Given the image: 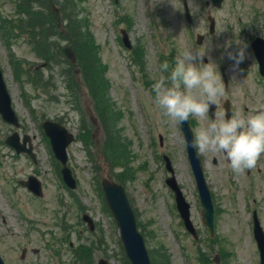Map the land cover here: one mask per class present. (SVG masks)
Segmentation results:
<instances>
[{
  "label": "rangeland",
  "instance_id": "1",
  "mask_svg": "<svg viewBox=\"0 0 264 264\" xmlns=\"http://www.w3.org/2000/svg\"><path fill=\"white\" fill-rule=\"evenodd\" d=\"M206 1L188 0L193 18L190 23L183 0H79V16L87 18L99 45L111 103L123 113L116 124L117 135L121 142L129 143L135 172L125 187L148 248L163 262L168 258V263L160 264H206L199 258L200 253L211 259L209 264H260L250 226L254 207L260 208L264 217L257 176L248 177L246 169L234 177L229 174L221 178L220 173L213 176L220 212L212 237L201 221V205L180 123L165 117L153 103V84L162 75L160 64L168 61L174 65L183 48L194 46L195 51L207 44L204 63L209 59L217 65L224 62L232 71L224 96L216 102L218 107L222 108L229 98L237 110L244 105L264 109V82L243 79L240 67L235 62L230 64L227 51H219L233 35L230 28H238L246 21L243 16L248 11L264 12V0H226L219 9L206 5ZM208 14L221 19L212 36ZM21 17L25 19L26 14L19 11V0H0V66L21 122L17 128L0 115L2 257L6 264H79L81 252L77 254L75 248L95 242L94 264L100 258L108 259L110 264H127L119 229L101 188V180L111 165L102 154V125L92 119L98 116L96 104L85 88H77L75 93L68 88L67 60L40 66L46 60L29 43L27 34L6 33L2 19L14 24ZM121 28L128 31L132 49L124 45ZM197 33L206 36L200 46L195 41ZM67 43L69 39L61 37L60 46ZM137 47L143 52L141 64L134 57ZM222 53L226 57L219 60L217 56ZM38 67L45 88L36 87L32 81ZM190 118L196 121V131L209 121L208 116ZM46 119L63 123L77 137L83 125L87 129L98 128L91 142L77 138L68 148V164L77 179V189H69L62 179L61 163L42 128ZM15 130L35 136L37 162L24 153L17 154L6 143V137ZM164 154L170 157L176 179L191 205V217L200 233L198 241L185 229L176 208L174 193L166 182L171 174ZM29 174L42 181L43 196H36L19 183ZM250 180L254 182V195L248 187ZM253 197L258 199L256 204ZM84 214L91 218L93 228L83 219ZM216 253L223 255L219 263L214 261Z\"/></svg>",
  "mask_w": 264,
  "mask_h": 264
},
{
  "label": "trees",
  "instance_id": "2",
  "mask_svg": "<svg viewBox=\"0 0 264 264\" xmlns=\"http://www.w3.org/2000/svg\"><path fill=\"white\" fill-rule=\"evenodd\" d=\"M53 3L60 7V13H53ZM79 0H19V11L26 14V18H19L12 24L8 19L2 20V27L6 28V33L19 31L29 37V42L35 47L37 53L47 61L61 63L63 57L59 52L60 39L68 38L78 53L79 64L82 68V77L87 88L95 100L96 111L104 122L105 140L102 147L103 155L111 165L113 176L123 184L135 177L134 169L131 166V156L128 150L129 143L121 142L117 135L116 124L122 118L123 113L114 109L109 96L110 84L105 77L106 67L99 55V45L93 33L89 29L86 17L79 16ZM59 19L64 26L59 25ZM62 28L63 31H62ZM14 34V33H13ZM138 60L143 57L140 48H135ZM20 62L17 63L19 73ZM74 65L69 63V83L68 87L72 92H76L79 87L75 75L72 72ZM37 74L32 77L36 87H43V74ZM20 75V73H19ZM80 138L86 142L92 141V133L85 125L81 128ZM120 168V171L116 169ZM70 237V235H68ZM96 246L95 242L91 244L82 243L75 248L80 251L78 254L79 264H94L93 253ZM155 252V251H154ZM153 254L154 264L167 263V257L164 262L155 252ZM128 262V261H127ZM127 264H130L129 262Z\"/></svg>",
  "mask_w": 264,
  "mask_h": 264
},
{
  "label": "clouds",
  "instance_id": "3",
  "mask_svg": "<svg viewBox=\"0 0 264 264\" xmlns=\"http://www.w3.org/2000/svg\"><path fill=\"white\" fill-rule=\"evenodd\" d=\"M206 48L207 44L195 51L194 46L185 47L177 53L174 65L164 61L159 66L162 75L153 84V103L176 123L190 117H207L210 105L225 94L226 86L218 65L211 59L207 63L203 61ZM245 48L246 45L236 53H229V59L236 65L241 63ZM191 147L201 153L222 154L235 173L252 169L264 154V111L230 118L221 112L197 131Z\"/></svg>",
  "mask_w": 264,
  "mask_h": 264
},
{
  "label": "water",
  "instance_id": "4",
  "mask_svg": "<svg viewBox=\"0 0 264 264\" xmlns=\"http://www.w3.org/2000/svg\"><path fill=\"white\" fill-rule=\"evenodd\" d=\"M218 6L221 5L222 0H213ZM187 15L190 17V12L187 3L185 4ZM56 13L59 12V8L54 7ZM214 22V19H212ZM213 28V24H212ZM123 33V40L131 47L129 34L125 29L121 30ZM203 36H198V42L202 41ZM60 52L71 60L73 63H78L77 53L71 45H66L60 48ZM261 52H264V47L261 48ZM75 72L80 73V68L77 67ZM226 107H229V104L226 103ZM216 105H210V113H214ZM0 114L3 119L7 122L20 126L19 118L13 108L12 98L8 91L3 71L0 67ZM43 127L46 130V133L50 136L51 142L55 151L56 156L61 161L63 165L62 173L63 178L66 183L71 188L77 187V181L73 176L72 169L68 166V152L67 147L75 139L73 133L61 125L58 122L46 120L43 123ZM181 129L183 131L188 157L190 159L194 174L196 176L197 183L200 188V198L204 205L203 217L206 223L213 228V202L211 198V193L207 185L206 179L204 177L202 162L198 154V150L191 147L192 142L194 141V135L190 127L189 119L181 123ZM7 143L13 146L18 153L28 152L33 159L36 161V154L33 152V146L31 143V137L28 134L24 135L23 143L20 141L19 132L15 131L13 134L8 136L6 139ZM30 142V146L27 147V142ZM167 166L171 169L170 160L166 156ZM167 181L172 186L176 194V200L180 213L184 219L187 229L194 233L197 236L195 227L190 219V205L186 201L182 190L178 186L174 177L168 178ZM23 185H26L29 189L35 192L38 195L43 194L42 183L35 176H29L28 180L20 181ZM102 187L106 196L107 203L116 219L117 225L120 230L121 240L126 251L127 257L131 260L132 264H152L149 252L146 247L145 239L143 235L138 231L136 223V215L134 213L133 207L128 199L125 187L123 184H120L112 179L110 174L104 177L102 181ZM84 218L90 223V227L93 228V222L88 215H85ZM255 232L257 239L260 243L262 257L264 259V232L260 227L258 220L255 222ZM0 264H5L1 254H0ZM99 264H109L106 259H101Z\"/></svg>",
  "mask_w": 264,
  "mask_h": 264
},
{
  "label": "flooded vegetation",
  "instance_id": "5",
  "mask_svg": "<svg viewBox=\"0 0 264 264\" xmlns=\"http://www.w3.org/2000/svg\"><path fill=\"white\" fill-rule=\"evenodd\" d=\"M249 12V11H248ZM243 16V18L246 20L243 23L239 24L238 28H230L233 35L230 39V41L224 46V49L219 47V51H227V57L229 58V53H236L239 48L244 47L245 48V55L244 59L241 63L238 64L240 67V74L243 79H247L252 82H264V69H261V59L264 60V53L261 55V52H259V48L264 43V12L263 11H252L249 12ZM250 14V17H249ZM210 18V17H209ZM242 20V18H239ZM221 22L220 18L215 17V23L216 28H218L219 23ZM214 35V34H213ZM237 41L239 43H237ZM219 60H223L225 57L222 54H219L218 56ZM230 64L234 63L235 61L230 59ZM219 71L221 73V76L225 82V84H229L232 79V71L230 65H225L224 62H220L218 64ZM231 101V100H230ZM232 108L229 110L230 116L240 114L241 116H248L254 112L263 111V108H252L247 105H244L243 107L239 108L237 110V107H233V103L231 101ZM217 115L214 117H210L208 120L215 119L218 117V113L223 112L225 115V118L228 117V110L225 107H217ZM197 134V131L195 133V136ZM202 161L204 164L205 174L206 177L210 183L211 188L213 189V176L217 175L218 173L221 174V178L223 176L227 175H235L236 173L233 172L230 167L228 166V162L226 158L220 154V153H213L211 151L201 153ZM248 176H257L258 178V191L260 194L259 202L260 207H263L264 205V154L261 155L259 160L257 161V165L252 169H246ZM253 180H250L248 183L249 190L251 193L254 191L253 186ZM254 194V193H253ZM214 200L218 201V199L214 198ZM253 202H257V198H253ZM215 203V204H216ZM217 206V204H216ZM258 211V215L260 218L261 225L264 224V217L262 216V212L260 208L256 209ZM259 251V250H258ZM261 264V260H260Z\"/></svg>",
  "mask_w": 264,
  "mask_h": 264
}]
</instances>
